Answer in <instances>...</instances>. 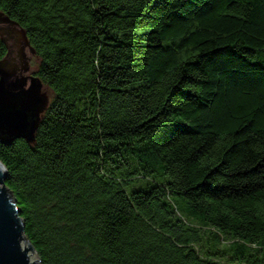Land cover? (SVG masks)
Wrapping results in <instances>:
<instances>
[{"label":"trees","instance_id":"1","mask_svg":"<svg viewBox=\"0 0 264 264\" xmlns=\"http://www.w3.org/2000/svg\"><path fill=\"white\" fill-rule=\"evenodd\" d=\"M0 13L50 94L32 134H0L41 264H264V0Z\"/></svg>","mask_w":264,"mask_h":264},{"label":"water","instance_id":"2","mask_svg":"<svg viewBox=\"0 0 264 264\" xmlns=\"http://www.w3.org/2000/svg\"><path fill=\"white\" fill-rule=\"evenodd\" d=\"M6 22L15 24L0 13V23ZM21 32L26 40L24 32L22 30ZM6 46L9 48L7 44ZM6 55L0 60V63ZM2 71L1 69L0 89L6 93H1L6 102L0 103V134L5 135L8 139L32 134L42 113L35 116L32 110L44 98L39 92L41 84L37 79L31 78L32 82L36 83L37 81L34 93L22 88L8 89L2 84ZM9 99L12 101L10 102ZM6 175V169L0 162V264H41L35 249L24 235V222L20 217V210L4 184Z\"/></svg>","mask_w":264,"mask_h":264},{"label":"rangeland","instance_id":"3","mask_svg":"<svg viewBox=\"0 0 264 264\" xmlns=\"http://www.w3.org/2000/svg\"><path fill=\"white\" fill-rule=\"evenodd\" d=\"M0 36L9 47L8 57L0 63V70H3L2 84L11 90L22 88L34 93L37 81L36 83L31 81L33 78L31 73L36 70L38 59L28 48L21 29L13 23H0ZM0 90V103H5L6 99L2 94L6 93ZM39 92L44 98L35 108H32L35 116L43 112L50 103L49 91L39 86ZM9 101L12 100L9 99Z\"/></svg>","mask_w":264,"mask_h":264},{"label":"flooded vegetation","instance_id":"4","mask_svg":"<svg viewBox=\"0 0 264 264\" xmlns=\"http://www.w3.org/2000/svg\"><path fill=\"white\" fill-rule=\"evenodd\" d=\"M7 51H8V54L6 55V57H5V58H7V57H8V55H9V48H7Z\"/></svg>","mask_w":264,"mask_h":264}]
</instances>
